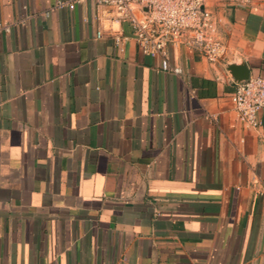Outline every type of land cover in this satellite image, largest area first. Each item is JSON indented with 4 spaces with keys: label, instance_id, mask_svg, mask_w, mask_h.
<instances>
[{
    "label": "crops",
    "instance_id": "0c3cea01",
    "mask_svg": "<svg viewBox=\"0 0 264 264\" xmlns=\"http://www.w3.org/2000/svg\"><path fill=\"white\" fill-rule=\"evenodd\" d=\"M58 1L0 0V264H264V112L228 70L264 78V0H207L225 59L176 45L180 74Z\"/></svg>",
    "mask_w": 264,
    "mask_h": 264
},
{
    "label": "built area",
    "instance_id": "2783aa9c",
    "mask_svg": "<svg viewBox=\"0 0 264 264\" xmlns=\"http://www.w3.org/2000/svg\"><path fill=\"white\" fill-rule=\"evenodd\" d=\"M84 0L58 1L56 7L73 9ZM106 6L116 21L129 23L138 48L159 62L160 71L180 74L182 69L169 61L170 48L187 44L197 48L209 63L225 59L227 45L218 38L207 0H92ZM234 5L252 7L253 0H228ZM7 30L8 26H4ZM100 36V33H97ZM115 41L120 42L119 37ZM231 102L241 123L249 127L261 124L264 112V78L252 76L235 83Z\"/></svg>",
    "mask_w": 264,
    "mask_h": 264
},
{
    "label": "water",
    "instance_id": "95a60500",
    "mask_svg": "<svg viewBox=\"0 0 264 264\" xmlns=\"http://www.w3.org/2000/svg\"><path fill=\"white\" fill-rule=\"evenodd\" d=\"M228 70L231 72L235 83L241 82L249 77L248 71L244 66L230 65Z\"/></svg>",
    "mask_w": 264,
    "mask_h": 264
}]
</instances>
